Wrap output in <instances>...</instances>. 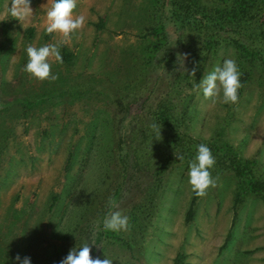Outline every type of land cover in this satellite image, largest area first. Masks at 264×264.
Listing matches in <instances>:
<instances>
[{
  "label": "rangeland",
  "instance_id": "obj_1",
  "mask_svg": "<svg viewBox=\"0 0 264 264\" xmlns=\"http://www.w3.org/2000/svg\"><path fill=\"white\" fill-rule=\"evenodd\" d=\"M8 2L0 0V264H19L17 254L59 264L85 244L113 264H173L178 254L182 264H264L257 194L241 197L225 243L239 182L220 151L211 150L216 187L185 220L197 144L256 162L264 182V70L232 43L264 59V3L76 0L85 25L61 44L44 31L51 0H30L21 22L6 15ZM209 40L218 44L208 50ZM45 44L72 59L50 60L58 79L39 82L21 69L27 46ZM227 58L249 75L236 104L192 91ZM161 107L168 125L156 119ZM110 201L129 217L127 231L104 230Z\"/></svg>",
  "mask_w": 264,
  "mask_h": 264
},
{
  "label": "clouds",
  "instance_id": "obj_2",
  "mask_svg": "<svg viewBox=\"0 0 264 264\" xmlns=\"http://www.w3.org/2000/svg\"><path fill=\"white\" fill-rule=\"evenodd\" d=\"M48 2L49 0L42 7L47 6ZM75 8L76 0H51V5L47 7L46 11L45 34L59 35L62 38L61 44L70 41L72 34L85 25L84 15H73ZM6 15H10L19 22L27 21L32 15L30 0H9ZM61 44H45L40 47L27 46V62L21 69L22 72L39 82L57 80L58 75L52 74V65L49 61L63 63ZM184 58L186 59V56ZM194 73L195 69H193L192 75ZM162 75L165 74L162 73ZM240 76L236 60L227 58L222 65L215 66L213 70L204 75L200 82L195 84L192 91L202 93L203 98L212 103H216L219 99L223 104H236L239 100L238 90L242 87ZM152 128L157 131L158 135L160 134V125L153 124ZM176 158L181 161L184 159L183 156H176ZM215 163L211 149L205 144H199L196 155L188 165V185L197 197L203 198L207 195V190L210 187H216V180L210 171ZM102 223L105 231L119 233L129 229V217L123 215L118 205L113 201L109 202V212L105 215ZM90 253V244H85L79 249L73 248L59 264H113V261L108 258L93 259ZM15 261H18L19 264H31L30 257L26 256L21 259L19 254L15 257Z\"/></svg>",
  "mask_w": 264,
  "mask_h": 264
},
{
  "label": "trees",
  "instance_id": "obj_3",
  "mask_svg": "<svg viewBox=\"0 0 264 264\" xmlns=\"http://www.w3.org/2000/svg\"><path fill=\"white\" fill-rule=\"evenodd\" d=\"M252 1V0H251ZM253 1H261L262 3H264V0H253ZM241 3V2H240ZM238 8H241V5H239ZM243 8V5H242ZM237 13H240L241 11L236 10ZM224 16V15H223ZM206 23L209 25L211 23V20L209 17H206ZM222 20V18H220ZM218 21V20H216ZM33 30L32 29H28V33L29 35H32ZM232 43L235 47V49L239 52L240 56L248 61H259L262 65V69L264 70V59L262 57H260L257 53L250 51L247 46L244 43H241L237 40H232ZM218 44L217 41H207L206 42V48L212 49L214 46H216ZM62 57H63V62L65 63H69L72 59V55L70 53L67 52V50L65 49V47L62 49ZM249 79V75L248 73H243L240 76V82L242 84V87L238 90V96L239 98L241 97V93L243 88L245 87V85L247 84ZM163 109H165L164 107L160 108V111L157 113V120L159 122L164 123L165 125H168V120L166 115L163 114ZM199 144H197L198 146ZM196 149H194L195 152ZM212 151H214L213 154L216 153V151H220L221 155L224 156L223 159H225V161L229 162V166L231 167V169L233 170V172L235 173V175L238 178V190L235 196V201H234V206H233V214H232V218H231V223H230V227L229 230L227 232L226 238H225V243H227L230 240V236H231V232L232 229L235 225L236 219H237V206L238 203H240L241 197L245 196L248 193H254L257 194L258 196H260V198L264 201V182H260L254 174V165L256 164V162L254 161H243L241 160L236 153H233L232 151H230L229 149H224L223 151L220 150V148L214 146V148H211ZM220 155V156H221ZM197 196L194 194L193 198L190 202V207L186 213V222H190L193 218V212H194V206H195V202L197 200ZM182 260H183V255L182 254H178L175 259L173 260V264H182Z\"/></svg>",
  "mask_w": 264,
  "mask_h": 264
}]
</instances>
